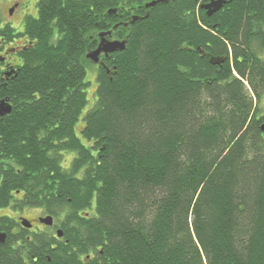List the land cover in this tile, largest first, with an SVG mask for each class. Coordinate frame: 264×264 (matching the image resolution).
<instances>
[{
    "label": "trees",
    "instance_id": "obj_1",
    "mask_svg": "<svg viewBox=\"0 0 264 264\" xmlns=\"http://www.w3.org/2000/svg\"><path fill=\"white\" fill-rule=\"evenodd\" d=\"M146 1L37 0L0 27L28 40L0 87V264H264V0L159 2L87 61ZM27 209L62 239L13 236Z\"/></svg>",
    "mask_w": 264,
    "mask_h": 264
},
{
    "label": "flooded vegetation",
    "instance_id": "obj_2",
    "mask_svg": "<svg viewBox=\"0 0 264 264\" xmlns=\"http://www.w3.org/2000/svg\"><path fill=\"white\" fill-rule=\"evenodd\" d=\"M157 1L163 3V1L164 2L165 1L166 2L167 1L173 2L175 0H149V1H146L141 6L135 7V8H139V9L142 8V9L138 10L137 12H133L131 14L130 18L127 19L125 24H127V22H129L130 20L134 19L133 24L129 25V26H133L134 24L138 23L139 21L147 18L150 10L153 9L154 7L146 8V5L149 3H152V2H157ZM159 2L157 4H159ZM208 3H209V0L201 1V3L198 5L199 9H201V6L208 4ZM203 11H204V13L206 12L205 10H203ZM10 12H11V16H12V11H10ZM117 24L120 25L123 23H117ZM23 25H24V21L22 23L21 30L18 31V33H20V34L23 33ZM5 26H7V25H4V27ZM121 29H124V27H119L117 30H115L113 32V40L114 41H122L124 39H126V41H127L128 34L126 35V34L121 33L120 32ZM109 30H111V29H109ZM26 42H28L26 37L13 39L10 42H7L5 39L0 38V87H4L9 82V80L13 76V74L15 73V66H16V64H18L17 58L15 56L21 49L24 48ZM101 58H105V57L101 56ZM101 58H100V60H101V63L103 64V61ZM107 73H110V76H111V72L108 71ZM17 216H18V218H17L18 220H20L21 218H24V217L19 216V214H17ZM44 217H45V215H44ZM44 217H37L36 219H32V220H27L26 218H24L27 221H29V223H30L29 227H23L22 225L18 224L16 227L13 228L12 235L13 236H20L21 235V236H24L27 240H31L34 236L38 235L39 232L47 230L48 233L51 234V236L53 238L61 240L63 233H61L62 231L59 227L57 228V225L55 224L54 220H53V225L50 227H47V226L39 223V219L44 218ZM58 233H60V237L58 236Z\"/></svg>",
    "mask_w": 264,
    "mask_h": 264
},
{
    "label": "water",
    "instance_id": "obj_3",
    "mask_svg": "<svg viewBox=\"0 0 264 264\" xmlns=\"http://www.w3.org/2000/svg\"><path fill=\"white\" fill-rule=\"evenodd\" d=\"M158 2L159 1L147 4L146 8L154 7ZM227 4H228V0H209V3L201 6V9L206 11V15L208 17H211L212 15L220 11ZM107 13L108 15L115 14V10H109ZM133 20H130L127 24H124L123 27L125 28L128 26V24H133ZM118 26L120 25L114 26L109 31H105L97 34V46L94 50L89 51L86 54L85 58L87 61H89L93 65H102L100 60L101 56L108 58L109 55L111 54L122 52L125 50L126 39L122 41L113 40V32L118 28ZM223 62H224L223 58L211 57L209 59V63L212 66H218ZM115 73H116L115 69H112L111 74H115ZM108 76H110V73H108ZM10 112H11V106L6 101H0V117L9 115ZM263 129L264 128L262 127V130ZM39 223L47 227H50L53 225V218L51 216L40 218ZM21 225L23 227H29L30 223L27 220H21ZM58 236L60 237V233H58ZM4 241H5V235L0 234V244H3Z\"/></svg>",
    "mask_w": 264,
    "mask_h": 264
},
{
    "label": "rangeland",
    "instance_id": "obj_4",
    "mask_svg": "<svg viewBox=\"0 0 264 264\" xmlns=\"http://www.w3.org/2000/svg\"><path fill=\"white\" fill-rule=\"evenodd\" d=\"M37 0H0V27L4 25L10 26L15 31L21 30L22 23L25 17H33L37 16V8H36ZM17 5V6H16ZM12 11V16L11 12ZM261 59L264 61V51L261 54ZM95 69L91 68L88 71L86 81L90 82V87L87 90L88 97V105L84 112L93 105V93L95 91ZM259 109L264 113V95L261 98ZM83 112V113H84ZM81 128V125L78 124L76 130L78 131ZM66 159V158H65ZM70 158L68 157L67 160ZM68 162L65 164V166ZM23 212V211H22ZM5 214L10 216H16V213L5 211ZM21 217L26 218L27 220L36 219L37 217H44L39 210L35 209H27L23 212Z\"/></svg>",
    "mask_w": 264,
    "mask_h": 264
}]
</instances>
